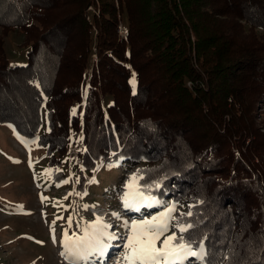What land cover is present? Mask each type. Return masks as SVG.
I'll use <instances>...</instances> for the list:
<instances>
[{
  "label": "trees",
  "instance_id": "1",
  "mask_svg": "<svg viewBox=\"0 0 264 264\" xmlns=\"http://www.w3.org/2000/svg\"><path fill=\"white\" fill-rule=\"evenodd\" d=\"M262 105L264 0H0V123L36 136L57 180L79 132L80 192L96 168L140 165L154 222L181 207L171 247L203 245V264H264Z\"/></svg>",
  "mask_w": 264,
  "mask_h": 264
},
{
  "label": "rangeland",
  "instance_id": "2",
  "mask_svg": "<svg viewBox=\"0 0 264 264\" xmlns=\"http://www.w3.org/2000/svg\"><path fill=\"white\" fill-rule=\"evenodd\" d=\"M22 42L18 28L4 35L9 65L26 63L29 46ZM91 58L93 62L95 55ZM89 71L87 66L83 73ZM80 91L82 107L85 94L83 88ZM81 148L79 132L72 134L68 152L57 167L66 174L57 180L36 136H23L10 123H0V264H203V245L194 253L187 245L171 247V236L187 226L177 220L181 207L170 210L165 232L154 222L153 211L159 207L155 197L141 193L140 204H135L140 165H105L100 172L96 168L86 175L85 190L80 192L72 169L73 164L80 169ZM85 228H98L103 237L109 236L108 247L103 248V237L91 245ZM183 251L185 263L180 262Z\"/></svg>",
  "mask_w": 264,
  "mask_h": 264
},
{
  "label": "bare ground",
  "instance_id": "3",
  "mask_svg": "<svg viewBox=\"0 0 264 264\" xmlns=\"http://www.w3.org/2000/svg\"><path fill=\"white\" fill-rule=\"evenodd\" d=\"M134 196V200L136 201V203L135 204H140V201L142 200V194L141 193H137V194H134L133 195ZM84 236H85V238L86 239H89V241H90V244L91 245H95L97 242H99V238H102L103 237V235H105L104 233H102L98 228H93L92 230H89V229H86L85 228V230H84ZM104 239H102L101 240V242H102V245H103V248H107L108 247V245H109V243L107 242V241H105L106 239H108L109 238V236H105V237H103ZM82 247V246H81ZM189 252V251H188ZM180 255H182V260L180 261L181 263H185L186 261H185V258L187 257V255H186V252H181V254ZM190 255V254H189ZM196 255L197 256H199L200 255V253L197 251V253H196Z\"/></svg>",
  "mask_w": 264,
  "mask_h": 264
}]
</instances>
